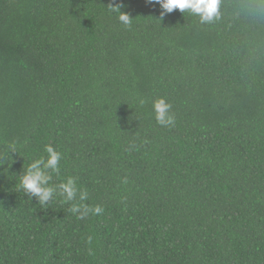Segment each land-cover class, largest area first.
<instances>
[{
  "label": "trees",
  "instance_id": "1",
  "mask_svg": "<svg viewBox=\"0 0 264 264\" xmlns=\"http://www.w3.org/2000/svg\"><path fill=\"white\" fill-rule=\"evenodd\" d=\"M160 12L0 0V264H264V14ZM159 98L174 125L157 123ZM48 145L74 201L25 196Z\"/></svg>",
  "mask_w": 264,
  "mask_h": 264
},
{
  "label": "clouds",
  "instance_id": "2",
  "mask_svg": "<svg viewBox=\"0 0 264 264\" xmlns=\"http://www.w3.org/2000/svg\"><path fill=\"white\" fill-rule=\"evenodd\" d=\"M149 4H157L160 6L161 19L172 13L174 10H180L184 13L186 10L190 13L199 16L201 23H211L220 16L221 0H146ZM249 6L252 7L258 14H264V0H249ZM108 10L119 12V21L126 27H130L132 18L126 12H122L123 4L110 3ZM141 104L145 103L141 99ZM172 105L164 98H159L153 102V110L155 119L161 126L174 125V116L171 113ZM9 153H16V145H8ZM47 157H40L32 161L27 170L20 176V185L28 199L36 198V201L41 206H46L57 195L64 198L66 202L74 201L77 198L78 189L74 178H68L65 182L58 185H53V173H59L60 161L62 154L57 151L52 145L46 146ZM87 193L80 192L79 199L86 200ZM70 211L79 213V218L86 216L90 209L83 205L73 204ZM96 214H100L103 209L97 206L94 210Z\"/></svg>",
  "mask_w": 264,
  "mask_h": 264
}]
</instances>
